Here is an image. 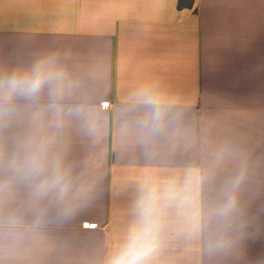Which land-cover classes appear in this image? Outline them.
<instances>
[{"label": "crops", "instance_id": "obj_1", "mask_svg": "<svg viewBox=\"0 0 264 264\" xmlns=\"http://www.w3.org/2000/svg\"><path fill=\"white\" fill-rule=\"evenodd\" d=\"M0 0V74L55 57L66 74L56 103L46 86L17 101L0 126V157L18 141H49L67 170L72 211L0 167V264H105L132 221L142 183L198 172L202 216L243 174L226 235L174 219L153 264H264V0ZM162 101L163 127L145 126ZM83 111L77 113L76 108Z\"/></svg>", "mask_w": 264, "mask_h": 264}, {"label": "clouds", "instance_id": "obj_2", "mask_svg": "<svg viewBox=\"0 0 264 264\" xmlns=\"http://www.w3.org/2000/svg\"><path fill=\"white\" fill-rule=\"evenodd\" d=\"M66 79L55 57H44L30 68L0 74V126L16 116L19 99L35 100L46 86L53 100L49 107L59 114L62 109L56 101L64 94ZM138 96L151 107V116L145 121V126L152 134L159 132L165 116L162 101L149 92L138 93ZM75 111L80 113L83 109L78 107ZM49 143L35 137L20 140L10 158L5 160L0 157V167L7 171L11 180L29 185L33 201L53 196L62 205L63 214L67 215L72 211L67 201L71 184L67 170L49 156ZM204 179L198 172L189 171L183 180L176 177L145 180L133 203L132 221L123 242L107 257L105 264H153L164 243L165 231L173 219L188 235L199 232L203 219L216 221L222 231L214 247L229 246L231 241L226 233L239 212L237 191L243 174L230 181L222 200L210 206L202 216L199 198Z\"/></svg>", "mask_w": 264, "mask_h": 264}, {"label": "trees", "instance_id": "obj_3", "mask_svg": "<svg viewBox=\"0 0 264 264\" xmlns=\"http://www.w3.org/2000/svg\"><path fill=\"white\" fill-rule=\"evenodd\" d=\"M195 0H178L177 8L179 10L182 9H190L192 8Z\"/></svg>", "mask_w": 264, "mask_h": 264}]
</instances>
